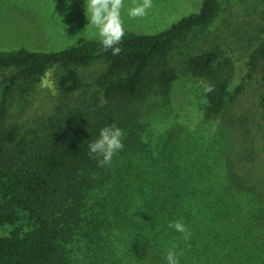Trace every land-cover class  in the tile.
I'll return each mask as SVG.
<instances>
[{"label": "rangeland", "instance_id": "obj_1", "mask_svg": "<svg viewBox=\"0 0 264 264\" xmlns=\"http://www.w3.org/2000/svg\"><path fill=\"white\" fill-rule=\"evenodd\" d=\"M201 2L153 0L146 17L131 19L127 12L134 0H124L122 17L127 32L155 33L196 12ZM220 4L210 24L173 53L168 96L153 89L134 102L145 123L139 142L129 144V132L123 130L124 149L114 156L122 180L106 200L89 203L87 214L98 216L82 222L67 264H167L172 244L183 252L179 264H264V113L258 99L263 85L254 54L264 26V0ZM88 16L86 0H0V49L53 51L99 38ZM209 48L229 59L239 89L216 118L203 115L207 99L200 81L206 79L176 63L182 54ZM99 65L85 67V75ZM54 72L48 69L40 83L17 84L5 130L12 125L40 129L57 105L70 111L64 128L91 113L92 106L76 95L56 90ZM106 106L100 102L97 108ZM116 190L131 201L115 198ZM115 208L116 219L110 217ZM108 217L111 224L105 223ZM174 221L188 227L189 240L169 228ZM8 229L0 225V234Z\"/></svg>", "mask_w": 264, "mask_h": 264}, {"label": "trees", "instance_id": "obj_2", "mask_svg": "<svg viewBox=\"0 0 264 264\" xmlns=\"http://www.w3.org/2000/svg\"><path fill=\"white\" fill-rule=\"evenodd\" d=\"M220 2L202 0L196 12L159 32L126 31L119 55L105 52L99 38L53 51L25 46L0 49V225L9 227L0 234V264L68 263L82 222L98 216L87 214L89 203L106 200L122 180L116 159L99 167V158L89 155L88 145L103 127L113 124L129 132V144L139 142L138 131L145 123L134 102L153 89L168 96L175 75L173 53L210 24ZM254 54L261 72L258 99L264 113V26ZM95 62L101 65L85 75L83 69ZM176 63L215 86L212 93H204V117H218L224 105L235 100L239 89L233 67L217 48L182 54ZM50 68L56 69V90L65 97L76 95L84 106H92L91 113L76 126L64 128L70 111L66 114L65 106L57 105L40 122V129L22 131L20 125H12L5 130L9 98L17 84L40 83ZM100 102L108 106L97 108ZM125 103L131 109H125ZM118 197L125 204L131 201L123 190ZM118 213L110 217L116 219ZM105 223L112 221L108 217Z\"/></svg>", "mask_w": 264, "mask_h": 264}, {"label": "clouds", "instance_id": "obj_3", "mask_svg": "<svg viewBox=\"0 0 264 264\" xmlns=\"http://www.w3.org/2000/svg\"><path fill=\"white\" fill-rule=\"evenodd\" d=\"M124 7V0H86V11L89 14L88 24L97 30L103 50L105 52L111 50L112 55H119L122 51L120 45L126 35V26L122 17ZM153 7V0H138V2L134 0L127 15L131 19H142ZM200 86L206 95L215 91V86L210 82L201 80ZM124 136L123 130L115 124L103 127L99 132V137L88 145L89 155L99 158L97 160L99 167L111 165L113 157L124 149ZM168 226L182 233L185 240L190 239L191 231L184 223L174 221ZM176 247V244H172L168 248L167 264H179V258L183 252H177Z\"/></svg>", "mask_w": 264, "mask_h": 264}]
</instances>
